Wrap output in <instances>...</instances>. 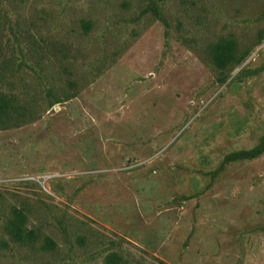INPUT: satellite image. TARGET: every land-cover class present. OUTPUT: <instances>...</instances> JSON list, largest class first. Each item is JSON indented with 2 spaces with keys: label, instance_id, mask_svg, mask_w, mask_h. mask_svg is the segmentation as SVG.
Instances as JSON below:
<instances>
[{
  "label": "rangeland",
  "instance_id": "374dc122",
  "mask_svg": "<svg viewBox=\"0 0 264 264\" xmlns=\"http://www.w3.org/2000/svg\"><path fill=\"white\" fill-rule=\"evenodd\" d=\"M0 103V264H264V0H0Z\"/></svg>",
  "mask_w": 264,
  "mask_h": 264
},
{
  "label": "trees",
  "instance_id": "16d2710c",
  "mask_svg": "<svg viewBox=\"0 0 264 264\" xmlns=\"http://www.w3.org/2000/svg\"><path fill=\"white\" fill-rule=\"evenodd\" d=\"M153 10L157 17L166 22L164 16L161 14L158 5H152ZM211 57L215 66L221 71L225 70L230 64L241 61V57H236V44L232 40H222L214 44L211 48ZM4 108V103H0V109ZM264 152V136L258 145L251 149H243L228 153L224 162H231L240 159L254 158ZM1 195V192H0ZM28 215L22 207L15 208L12 217L8 221V234L18 242H32L38 236L39 233L34 228L27 226ZM44 247L54 248L56 243L48 235L44 238ZM105 262L107 264H122L127 263L126 259L117 252H111L106 255Z\"/></svg>",
  "mask_w": 264,
  "mask_h": 264
}]
</instances>
